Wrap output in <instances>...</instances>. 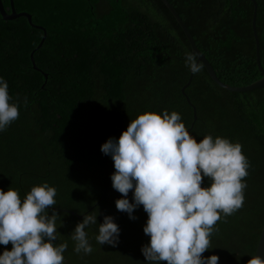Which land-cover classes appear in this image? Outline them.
I'll return each instance as SVG.
<instances>
[{"label":"trees","instance_id":"obj_1","mask_svg":"<svg viewBox=\"0 0 264 264\" xmlns=\"http://www.w3.org/2000/svg\"><path fill=\"white\" fill-rule=\"evenodd\" d=\"M2 1L11 13V0ZM168 1L222 82L245 87L262 79L250 0ZM256 1L264 69V0ZM14 3L33 25L26 17L6 21L0 13V77L10 102L19 103V118L0 132V189L11 187L23 200L34 186L56 188V203L47 211L59 214L55 244L68 245L64 264H147L141 248L150 240L143 232L148 216L143 206L135 220L117 210L115 201L123 197L112 187L114 162L100 149L146 112H177L192 128L193 109L181 92L190 77L189 41L161 0ZM200 66L186 90L198 113L190 134L197 142L207 135L238 142L250 163L243 207L221 214L202 255H217L218 264H248L264 227V87L229 92ZM209 184L205 178L202 187ZM90 213L97 215V224L85 229L93 252L77 254L71 234ZM105 216L120 228L115 247L95 239ZM11 248L0 245V254Z\"/></svg>","mask_w":264,"mask_h":264},{"label":"clouds","instance_id":"obj_2","mask_svg":"<svg viewBox=\"0 0 264 264\" xmlns=\"http://www.w3.org/2000/svg\"><path fill=\"white\" fill-rule=\"evenodd\" d=\"M185 66L193 74L201 71L195 54H185ZM10 101L9 85L0 77V132L19 118V103ZM100 151L114 162L112 187L123 197L115 201L117 210L135 220L134 211L143 206L148 216L143 232L150 240L141 248L147 264H218L217 255L202 254L209 251L221 214L231 216L244 205L250 163L240 143L212 135L197 142L179 113L146 112ZM205 178L210 184L202 187ZM56 195L47 182L32 187L23 200L11 187L0 189V245H12L0 254V264H64L68 245L55 244L59 214L47 211ZM96 224L97 215L90 213L75 227L77 254L93 252L85 229ZM98 232L101 246L118 245L114 217L105 216ZM248 264H264V256L257 253Z\"/></svg>","mask_w":264,"mask_h":264},{"label":"water","instance_id":"obj_3","mask_svg":"<svg viewBox=\"0 0 264 264\" xmlns=\"http://www.w3.org/2000/svg\"><path fill=\"white\" fill-rule=\"evenodd\" d=\"M161 1L165 4V6L169 9V11L172 13L174 18L177 20L178 24L181 26L187 40L189 41V43L191 45V49H192L191 54H195L197 56L198 63L200 65L202 64L206 68L211 79L214 81V83L217 86H219L221 89H224V90L229 91V92H234V93L252 92L254 90H257L259 88L264 87V69H263L262 62H261V43H260V38H259V34H258V29H257V17H258V8L259 7H258V2L256 0H250L254 6L253 19H252V29H253V35H254V40H255V45H256L257 66H258L260 72L263 74V77H262V79L256 81L255 83H253L249 86H245V87H235V86L228 85V84L221 81V79L218 77L214 67L210 63V61L206 58V56L198 48L193 36L189 32V30H188L184 20L182 19V17L178 14V12L175 10V8L171 5V3L168 0H161ZM11 8H12L11 13H9L6 10L3 1L0 0V13H1L4 20L13 21V20H16V19H19L22 17H26L29 20L30 24L33 25L32 16L30 14H28L27 12H21V13L17 12V10L15 9L14 0H11ZM39 28L45 32V37H44V39H45L46 38V29H44L43 27H39ZM43 44H44V40L39 45V48H41L43 46ZM33 55L34 54H32V62L34 63V68L36 70H39L35 64V60L33 58ZM45 77L47 78L48 76L45 74ZM193 78H194V74L190 71L189 80H188L187 84L184 85L181 92H182L183 96L186 98L188 104L193 109L194 123H195L198 120L197 108L192 103V101L190 100V98L186 92V90L191 86V84L193 82ZM194 123L192 125V128L194 126ZM191 129L189 131H191ZM80 217H82V216H80ZM257 253L264 256V227H263V230L261 232V236H260V239H259V242L257 245V250H256L255 255Z\"/></svg>","mask_w":264,"mask_h":264},{"label":"flooded vegetation","instance_id":"obj_4","mask_svg":"<svg viewBox=\"0 0 264 264\" xmlns=\"http://www.w3.org/2000/svg\"><path fill=\"white\" fill-rule=\"evenodd\" d=\"M12 9V8H11ZM16 9V8H15ZM7 10V9H6ZM8 11V10H7Z\"/></svg>","mask_w":264,"mask_h":264}]
</instances>
